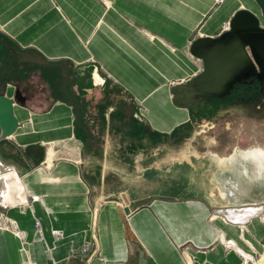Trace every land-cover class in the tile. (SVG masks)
I'll use <instances>...</instances> for the list:
<instances>
[{
  "label": "crops",
  "instance_id": "0c3cea01",
  "mask_svg": "<svg viewBox=\"0 0 264 264\" xmlns=\"http://www.w3.org/2000/svg\"><path fill=\"white\" fill-rule=\"evenodd\" d=\"M255 7V0H0V40L37 52L57 65L58 73L61 63L78 67L81 82L75 86L81 99L86 95L91 100L94 90L104 93L101 101L107 90L120 94L121 102L136 110L133 117L144 136L138 132L123 144L111 139L113 153L108 146L103 154L90 145L86 127L78 121L88 118L92 100L86 97L87 104H78L68 88L76 99L71 103L66 86L58 88L51 79L56 74L50 66L43 72L50 105L39 110L15 101L21 126L12 137L0 139V163L18 173L28 202L0 206V214L25 233L31 260L242 264L243 254L255 258L264 250L259 216L264 207L259 215L242 218L252 205H223L203 194L208 192L205 174L193 163L201 158L158 159V145L147 144L152 139H147V129L154 138L168 137L186 130L198 113L209 114L177 108L172 88L202 72L203 62L190 52L197 38L220 36L238 11L256 13ZM15 90L10 84L6 96L15 99ZM123 113L107 109L108 132L111 115ZM95 161L101 163L92 166ZM52 230L64 238L56 241ZM222 238L233 240L240 252L224 246ZM86 243L91 244L88 253L82 250ZM47 245L54 247L52 255ZM23 246L16 233L0 229V264H26Z\"/></svg>",
  "mask_w": 264,
  "mask_h": 264
},
{
  "label": "rangeland",
  "instance_id": "374dc122",
  "mask_svg": "<svg viewBox=\"0 0 264 264\" xmlns=\"http://www.w3.org/2000/svg\"><path fill=\"white\" fill-rule=\"evenodd\" d=\"M255 12L259 14L257 5L255 7ZM0 49V63L3 61L5 64L4 67L7 68L6 76H9L7 79L8 82L11 83V85H14L12 83L15 82L22 88H29L34 91L31 97L32 107L43 110L50 105L52 99L50 95L51 90L47 82L48 80L44 78L47 74L43 73L47 70V66L53 67V73H57L55 76H52L53 78L51 77V79H55V82L52 80L51 84L54 82L55 86H58V88L60 84L61 88H65L66 86L68 93V88H72L70 92L78 97L77 87L75 86L77 83L80 85L79 82H81V80L79 81L78 67L70 63H61L58 64L61 66L59 68L60 73H58L57 65H49L48 62L35 51L23 50L4 40H0ZM1 67L0 65V68ZM60 80L62 83H59ZM84 83L86 82L84 81L83 84ZM2 86L3 85L0 84V93L4 90ZM96 92L97 91L94 90L95 94H93V98L91 99L92 102H88L90 104L93 103L90 110L85 113L88 118L86 120L79 119L78 121L79 124L81 123L86 127L90 145L92 142V145L100 148L103 154L106 152L108 146L110 151H112L111 153H113L114 150L111 139L119 144H123V142H129L127 139L137 137L138 132L140 136H143L142 132L138 129L139 125L135 123V118L133 117L136 110L134 107H131L130 103L126 105L125 118H119V114L111 116L113 120L112 130L108 132L109 128L107 131V127L103 122V114L100 113L101 109L103 111L106 105L101 108L96 106L97 103H102L101 98H103L104 93L101 94L100 91V93L97 92L96 94ZM56 93H58L57 96H59V92ZM119 95L118 93H114V91L111 95V101L116 110L121 109L122 106ZM59 97L62 99L65 98L64 94H60ZM68 97L72 99L71 103L76 100H74L73 94L71 93L68 94ZM86 97L89 98V100L91 98V96L86 95H83V99L78 97V104H87L85 101ZM207 115L204 116L203 120L197 117L186 130L178 131L168 137L158 136L154 138L147 129V139L152 138L150 140L148 139L147 144L152 146L158 145L157 152L160 153L158 159L179 158L182 160L191 155H197V157L201 158L202 160L194 161V164L199 168L200 172L204 171V182L206 181L204 184L205 188H208V192L203 193L206 198L223 205L234 204L240 208L246 205H252V207H254L253 209L262 210L264 207V172L261 178H256L253 162H246L245 164L252 178V180H249L244 173L243 164L235 162L233 164L223 165L219 163L218 157L229 158L235 153L248 151L253 148L264 149V118L254 121L236 115L226 114L228 116H224L223 113H221L223 116L219 115L211 119L209 116L207 117ZM118 120L124 121V124L119 123ZM116 124L120 127L117 131H115V129L118 128ZM215 154L218 155V157H216ZM112 155L111 157L114 158V154ZM99 162L101 163V161H95L92 166L98 165ZM114 164L118 166L123 165L122 162L115 161ZM180 167L183 168L182 165H180ZM178 180L180 181L181 179ZM116 182L118 183L117 180ZM10 183L15 187L13 181H10ZM16 187L22 188L23 186L19 182ZM3 190L4 185L0 182V203L2 201L1 195ZM260 246L264 248V246ZM215 248L216 244H214L211 249ZM259 259L264 263V250L260 252Z\"/></svg>",
  "mask_w": 264,
  "mask_h": 264
},
{
  "label": "water",
  "instance_id": "95a60500",
  "mask_svg": "<svg viewBox=\"0 0 264 264\" xmlns=\"http://www.w3.org/2000/svg\"><path fill=\"white\" fill-rule=\"evenodd\" d=\"M255 3L259 14L240 10L232 18L229 31L215 38H197L192 43L190 52L204 67L188 82L172 88L177 108L213 111L209 101L228 100L237 87L257 82L260 90L256 104L233 105L222 113L254 121L264 118V0ZM16 96V100L0 96V139L12 137L21 126L14 114V103L25 104V99L20 98V92Z\"/></svg>",
  "mask_w": 264,
  "mask_h": 264
},
{
  "label": "flooded vegetation",
  "instance_id": "af4514ba",
  "mask_svg": "<svg viewBox=\"0 0 264 264\" xmlns=\"http://www.w3.org/2000/svg\"><path fill=\"white\" fill-rule=\"evenodd\" d=\"M10 84L11 83H7V85L4 87V90L0 93V96L6 95L5 93L9 89ZM12 84H14L16 86V90H15L16 94L14 97L15 100L18 98L16 96L17 93L20 92V94H21L20 98L25 99V104H23V105L30 104L31 100H32L31 97L34 94V91L29 89V88H22L21 86H19L15 82H13ZM259 90L260 89H259V85L257 82H254L252 84H248L246 86L237 87L232 92V96L230 98H228V100H226L224 102H220L219 105H215L216 107L214 106L213 111L215 114H213L214 116H211L209 118L213 119L216 116H219L220 113L224 112L228 107H231L233 105L246 104L247 106H251L253 104H256L255 101H256V98L259 97ZM210 102L211 101H209V103ZM212 107H213V105H212ZM206 110L209 111L208 109H206ZM224 116H228V115H224ZM226 159H229L227 164H233L235 162H239L240 164H243L244 173L249 180H252V178L250 177L249 170L245 164L246 162H248V161L253 162L254 168H255L256 178H258V179L261 178V175L264 172V149H262V148H253V149H250L248 151L235 153Z\"/></svg>",
  "mask_w": 264,
  "mask_h": 264
},
{
  "label": "built area",
  "instance_id": "2783aa9c",
  "mask_svg": "<svg viewBox=\"0 0 264 264\" xmlns=\"http://www.w3.org/2000/svg\"><path fill=\"white\" fill-rule=\"evenodd\" d=\"M229 30H230V22L227 23V24H225L223 26V33L226 32V31H229ZM142 115H143V113H142ZM4 174H8V175L9 174H15L17 176V178H19L20 183L22 184L21 179H20L18 173L15 170L6 168L2 163H0V178ZM22 186H23V184H22ZM5 191H6V186H4V190H3V193L1 195L2 201L0 203V206L3 209H7L8 207L15 206V205H20L22 203L25 204V203L28 202V199H27V195L26 194H25V197H23L22 195L20 196L18 193H14L12 195V197H11V201L9 202L8 199H7V196H6V192ZM25 193H26V191H25ZM32 198L34 200L39 199V198H37L35 196L32 197ZM259 216L261 217V219L264 222V214H260ZM0 229L7 230V231H11V232L16 233L22 239V241L24 242V246L22 248V253L25 256V259H24L25 263L26 264H37L33 260H31V258L29 256V250H28V247H26L27 243L25 241V233L20 230V228H19L18 224L16 223V221H13V220L9 219L4 214L3 215L0 214ZM36 229H37L38 234L43 238L44 231H43V228H42V224H41V222L39 220H36ZM241 229H242V232L243 233L246 232V230H247V221H245L241 225ZM52 233H53L56 241H59V240H61V239L64 238L63 232H61L59 230H52ZM221 240H222V243L224 244V246L228 247V249H232V250L239 251L238 248H237V246H236V243L233 240L226 241L223 238ZM46 249H47V252L50 255H52V253L54 251V247L52 248V247H50V246L47 245ZM82 250H83L84 253H88L91 250V244L90 243H86L84 245V247L82 248ZM259 256H260V253L259 252H257V257H255V258L254 257H249V256L243 254V262H242V264H248V262H250V261L253 264H264L262 262V260L259 259Z\"/></svg>",
  "mask_w": 264,
  "mask_h": 264
},
{
  "label": "bare ground",
  "instance_id": "6f19581e",
  "mask_svg": "<svg viewBox=\"0 0 264 264\" xmlns=\"http://www.w3.org/2000/svg\"><path fill=\"white\" fill-rule=\"evenodd\" d=\"M195 154V153H194ZM195 156H197V155H195ZM215 156L216 157H218V155H216L215 154ZM189 157V156H188ZM187 159V158H186ZM196 160V159H195ZM202 160V159H201ZM206 160V159H205ZM197 161V160H196ZM195 161V162H196ZM218 161H219V163H221V164H223V165H226L227 164V162L229 161V159H226V158H221V157H218ZM195 162H193V163H195ZM192 163V162H191ZM192 163V164H193ZM187 164V163H186ZM205 165V164H204ZM219 166H220V164H219ZM214 168V167H213ZM207 169V168H206ZM217 169V168H216ZM195 170V169H194ZM204 172V171H203ZM214 179V178H213ZM203 180V179H202ZM0 181L3 183V185L4 186H6V196H7V199H8V201L10 202L11 201V197H12V195L14 194V193H18L20 196L22 195L23 197H25V189H24V187H22V188H18V187H16V185L20 182V180H19V178H17V176L15 175V174H4L1 178H0ZM10 181H13V183L15 184V187H12V186H10L11 185V183H9ZM206 182V181H205ZM204 182V183H205ZM201 183V182H200ZM207 185H208V183H207ZM204 186H205V184H204ZM208 189V188H207ZM206 190V189H205ZM229 209V208H228ZM235 210V209H234ZM258 210H260V209H253V208H251V209H246L245 211H244V213L241 215L242 216V218H244V217H246V216H249V215H252V214H255L256 216L257 215H259V212H258ZM224 211V210H223ZM239 211V210H238ZM261 211V210H260ZM234 212V211H233ZM232 212V214H234ZM222 213V212H221ZM245 234V233H244Z\"/></svg>",
  "mask_w": 264,
  "mask_h": 264
},
{
  "label": "trees",
  "instance_id": "16d2710c",
  "mask_svg": "<svg viewBox=\"0 0 264 264\" xmlns=\"http://www.w3.org/2000/svg\"><path fill=\"white\" fill-rule=\"evenodd\" d=\"M4 41H6V42H9L8 40H5L4 39ZM0 52H1V49H0ZM0 65L2 66L1 68H0V84H2L3 86L2 87H5L6 85H7V83H9L8 82V78H9V76H6L7 75V71H6V67H4L5 66V64L3 63V61L0 63ZM51 67V66H50ZM57 74V73H56ZM27 75H28V73H27ZM44 76V75H43ZM55 76V75H54ZM44 78H45V76H44ZM2 82H4V83H2ZM105 94H106V97H104V99H103V101H102V106H104V105H106L105 106V108H104V110L102 111V109H101V112L100 113H102L103 115V118H104V123H105V125L107 126V122H106V119H105V116H104V114L106 113V111H107V109L108 108H110L111 106H113V104H112V101H111V95H112V92H111V90H107L106 92H105ZM226 101V100H225ZM218 102H220V101H218ZM222 102H224V101H222ZM102 106H100V108L102 107ZM125 106V107H124ZM121 110H124V111H126V105H124V103L122 102V106H121ZM204 112H206V111H204ZM212 113V114H211ZM208 114V113H207ZM206 113L205 114H202V113H198V115H199V117H200V120H203V118H204V116L205 115H207ZM213 114H215L214 113V111H211V112H209V115H207V117L209 116V117H211V116H214ZM112 115H114V114H112ZM111 115V116H112ZM203 115V116H202ZM121 117V119H123V118H125V113H123L122 115H120ZM103 125V124H102Z\"/></svg>",
  "mask_w": 264,
  "mask_h": 264
}]
</instances>
